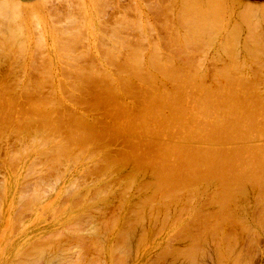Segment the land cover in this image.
<instances>
[{"label":"bare ground","instance_id":"1","mask_svg":"<svg viewBox=\"0 0 264 264\" xmlns=\"http://www.w3.org/2000/svg\"><path fill=\"white\" fill-rule=\"evenodd\" d=\"M10 1L13 2L12 0H10ZM98 1L100 2V0H98ZM102 1L107 2L108 0L107 1L102 0ZM111 1L109 0V2H111ZM196 1H197V3L199 2L198 0H196ZM196 1H194V2H196ZM205 1L206 0H204V2ZM208 1L209 0H207V3H208ZM218 1L217 0H210L209 1L210 3H208V5H207V3H205L206 7H207L206 10H203L201 8V11L199 12V14L196 15L199 17V20L200 19L205 20L206 18L208 20L209 16H213L214 14H216V12H219L220 10H222L221 8H223V5L221 4V2H218ZM2 2H0V35L2 34L0 37V140L2 138L6 137L8 133H11L15 137L16 141L25 145L26 148L29 149L32 146H34L32 150L37 151L39 153V156L38 157L36 156V160L34 158L35 161H33V162L37 163L38 165L40 163V164H42V166L45 164L44 166L46 168L45 167L43 168V171L44 170L47 171L45 173H48L50 171V169L54 170L56 167L58 168V166H60V165H63V167H64V164L67 165L70 163L73 165L74 162L76 163L79 160H83V161L89 163L88 166L91 164L90 165L91 168L87 166L89 168V169L87 168V170H89V172L92 175H94V176L96 175V178L99 180V183L96 187H94L93 190H91V194H89L90 191H88V194L92 195V197L89 196V198L86 195L89 200L87 198L81 197V200H84V199L87 200V201L86 200L83 201V203L81 204L82 206H83L85 201H86L85 204L87 205L88 204L87 202H89L92 199V201H94V204L98 205L97 208L100 207V209L102 208V210H106L109 207L110 203H112L111 200L114 198H117V199H119V205H120V201L122 200L121 202H123V204H125V207H128L129 206L128 203L130 201L128 200V198L126 196L130 193V191L133 188H135V191L137 192L136 195H137L138 201H139V203L138 202L137 203L141 204V207L139 209L137 208L138 210H136L134 207H133L134 209L131 207L134 210L133 216H127L125 218H123L121 216L123 221L120 223V226L118 224L117 227H119V228L118 229L116 228L117 230L115 229L116 230L115 235H112L114 237H112L113 238L112 242H109L110 248L107 246L109 248L108 250H110L109 258L111 257V259L109 261H111L114 258V259L119 260V262H122V260H124L123 263H125V259H127L128 255H129L130 243L132 242V240L135 239V230H136L135 220H136V218L141 219L140 216L143 214L145 208L149 212L152 210L151 212L155 213L156 215L158 212H160L161 214L163 213L164 214L163 220H164L167 215L171 214V213L167 214L168 213L167 211H169V209L172 207L174 208L175 206H173V205L181 204L182 206L181 205L180 206L182 208L181 207L180 208L185 209L184 211L186 213L184 212V214H187L189 216H187L188 218L185 220V222H183V225L181 224L180 228L176 229L173 233L175 235L183 234L182 236H186V237L190 236V238H191V241L189 242V246L185 250H183V252L179 253L182 256V258L184 259V264H205L203 262V260L205 258L211 259V255L209 253L210 252L209 248H206L204 250L202 247L205 240H207L206 239L207 236L209 237V241L212 242V244H213L212 250H213V255L215 258V261H214L215 264H240L241 262L243 264V261L247 260V258L250 257L247 255H248V252H250L249 248H251L250 247L251 244L255 245L254 243L256 242V238L258 239V237H259V236L257 237V234L259 232L255 233V231L264 225V224L262 225L263 220H264V212H263V209H264L263 208V203H264V87L260 85L261 83H264V82H261L264 79V77L262 76V73L260 71L261 68L264 66L263 65L264 63L262 62L263 63L262 67L259 70H257L259 67L258 68L256 67L257 68L256 70L253 69V71L247 72L244 69H239L237 67L236 68H230V66L228 64H230L231 62L229 61L230 63L227 64L229 68L223 67L224 69L218 68L217 70L214 71V73H211L212 71L209 72V73L213 74L214 77L212 78L211 84H207V82H205V78L207 77L205 74H207L208 72L206 73V70L205 71L202 70V71H204V73H205L204 74L203 72H201V70H199L200 72L198 70H196V68L201 69L200 66L202 64L200 59L197 58V56L195 59V60H197L196 64H198V66L199 65L200 66L195 67V70H188L189 67H187L188 69H182V68H179L180 65L178 68H176L177 65L175 66L174 65L175 62L172 60L174 58V56L169 55L170 51L172 49L171 45L177 44V46H179L178 44H182L184 40L181 38H183V36L186 35L185 33L190 29L189 28L188 30L187 29L184 30L185 33H181L182 35L184 34L183 36L181 35V38H179L182 40V43H181V41H179V43L175 42L176 44L175 43L170 44L173 41V38H174L173 36H177V34L173 35L174 31H173V33L170 32L171 33L170 38L172 40H170L169 44L166 45L167 47L169 46L171 48V49L168 48L170 51H168V49H167V51H168L167 56L169 55V57H170V59H168L169 61L166 59L167 57L164 56L167 52L166 50H165V53L164 52H162V53L158 52V54L159 55L161 54V56L164 54L163 56L165 58L164 57L163 58L166 59L167 61L165 62V60L163 58H162L163 60L162 59L160 60L161 56H158V54H157L158 50H156V49H158V46L156 48V46H155L156 44L155 45L153 44L154 43V40H153L152 45H154V46H152V45H150V46L153 49L155 47V49L153 51V49L150 47L151 48L150 50L152 51V53L147 54L148 55V57L146 59V62H147L146 65L147 66L144 67L145 64L143 65L144 62L142 61L143 59H141L142 53L140 51H138L140 53H138L136 51V49L139 47L138 43L140 42V39L138 41L136 40L137 43L135 42V46H138V47H135L133 45L134 43L130 45V41L132 39H129V40L125 39L126 41L127 40L129 41V42L128 41L127 42L129 44L130 48H128L129 46L126 47L127 42L125 40L123 41L122 38H125V37L128 38L129 34L127 35V33L130 30V27L132 25L129 23V22H131L129 18L127 20V18L126 19L121 18V16L119 15L120 16L119 19L120 18L121 19L120 20L117 19L119 22H116V20H114L116 24L113 23V25L115 24V27L117 28V26H119L118 24L122 23L121 25H125V27H123L125 30L127 27H129V29L127 28V30H128V31H126L127 33H123V36H124V34L127 36L120 38L123 42L121 40L119 41V38L117 37L119 43H117L118 45L117 44L116 45L121 47V49H120L121 53L123 52L122 51L123 49L125 52L126 48H127V50H130V51H131V49L133 51V48H135V51H133L134 54L132 51H131L132 53L130 52L131 54L128 51L127 54H129V55H126V54L122 55V56H125V58H126L124 62L121 61L120 64H117L114 67H112L111 64H110V66L107 65L108 68H105V66H106L105 64H107L108 63L107 62V63H104V65H101L103 67H100V68H97V66H100L97 64V66L95 65L96 68H93V67L91 68V66H90V68L85 67L86 68L85 69L84 66H82L81 61H79V63H81V65H79L78 60H80V59H74V58L70 57L71 61L72 60L73 61L71 63H69L70 62L69 61L68 64H66L67 62L65 61V64L66 65L70 64L71 66H69V67H71V68H67V69L65 68L64 69V71L62 73L63 74L62 76H64V80H62L59 83V87L61 89H63L65 92V102H64V99L58 100V97H54V96H52V94H46V92H45L46 90L44 91V89H45L44 87L48 86L51 83V80L49 83L48 75L42 74V73H44L43 68L42 67L39 68V65L38 66L36 65L37 67L34 66L33 65L34 62L31 63L32 65L30 67H28V69H30L29 70L30 73L26 74L28 76V78H25L26 75L24 73V75H25L24 76L25 79L23 78L24 81H19L16 79V78L22 79L20 77H22L24 69H22V71L20 70L21 71L20 76H19L20 71L17 69L19 71V72H17L19 77L17 76V74L15 72L13 74H8V73H12L13 69L16 68V67H13L14 63H12V57H13L12 50L14 49V47H16L18 45L21 48L22 45L19 44L21 41L17 40L16 37L20 38L21 35L23 34L24 30H23V27L22 28L19 27L18 23L15 22V21H18L15 19L16 18L18 19L20 17L19 15H20L21 10H22V9L20 10V7H19L20 5L15 3L16 5H18V7L13 6L15 4H11L12 8H7L5 6L7 4L2 3ZM77 2H74L73 5H75ZM99 2H98V4H99ZM147 2H150V1H147ZM200 2H202V0ZM151 3L153 4L154 2L152 1ZM156 3H157V5H160L158 2H156ZM156 3H155V6H156ZM81 4H82V2H81ZM143 4H145V3H143ZM179 4L183 5V3H180V2H179ZM163 5H165V4H162L161 8H163ZM78 6H79V3H78ZM100 6H101V3H100ZM103 6L107 7V5H103ZM110 6H111V4H110ZM118 6H120V5H118ZM145 6H147V4ZM151 6H153V5H151ZM165 6H167V5H165ZM196 6H198V5H196ZM13 7H15V8L13 9ZM104 7H103V9H104ZM106 7H105V9H106ZM150 7H149V9H152V10H153V8H155L154 6H153V8H150ZM241 7L244 9L240 8L241 9L240 11L238 9L237 11H239V13L236 11L237 15L239 16L240 21L245 22L246 20H248L249 17L250 18L255 17L259 14H260V16H264V10L261 7H260L261 9H260L259 14H257V13L253 14L252 13L254 11L253 7H252L253 11H250L249 7H248L249 9L246 6L241 5ZM16 8H17V10H16ZM18 9L20 10V13L17 12ZM99 9L101 10V8H99ZM103 9H102V11H103ZM111 9H112V7H111ZM53 10L55 11V8H53ZM53 10L49 9V11H52V12H53ZM166 10H164V11H166ZM255 10H257V9L255 8ZM68 11L67 10L65 12L63 11L62 14H64V13L68 14L69 13ZM78 11L79 10H77V12ZM102 11H100V12H102ZM164 11L162 10V12H164ZM261 11H263V12H261ZM79 12H78V14H79ZM167 12L169 13V11H167ZM15 13H17V15ZM71 13L72 12H70L69 14H71ZM176 13L179 14L178 11ZM152 14H153V12H152ZM156 14H158V13H156ZM58 15H59V13H58ZM72 15H74V14L72 13L70 16H72ZM100 15H102V14H100ZM162 15L167 16L166 13H165V15L164 14H162ZM162 15H159L160 18H158V21H159V19L161 21ZM176 15L173 16V14H172L171 16L175 17ZM216 15H218V14H216ZM15 16H16V18H15ZM59 16H61V14ZM65 16L66 15H64L63 17H65ZM70 16H66V17H70ZM74 16L75 17H73V18H75L77 20L76 17L78 15L77 16L74 15ZM122 16L125 17V15H122ZM150 16L153 17V15H150ZM169 16H170V13H169ZM181 16L186 17L185 15H181ZM52 17L54 18L55 16L53 15ZM66 17H65V19H66L65 21H67V19H71V18H66ZM81 17L79 16L80 19H81ZM139 17H140V14H139ZM155 17L156 16H154V18ZM177 17H179V15H177ZM190 17H192V15ZM194 17H195V13H194ZM30 18H31V16H30ZM170 18L174 22V18H172V17H170ZM179 18L181 20L178 19L176 22H178V23H181V21L183 22L184 18L183 19L181 17H179ZM187 18H185V19H187ZM32 19H33V17H32ZM75 19H72V20H74L77 23V21ZM80 19H78V20H80ZM123 19L125 20V22L123 21ZM136 19H140V18L136 17ZM165 19H167V18H165ZM258 19H260V18H258ZM56 20L57 19L55 18V22H56ZM81 20H84V18ZM146 20H148V19H146ZM154 20H156V19H154ZM207 20L204 21L202 23V25H204V23H206ZM249 20L251 21L252 18ZM63 21H64V19H63ZM134 21H136V20H134ZM185 21L186 20H184V22ZM191 21H192V18H191ZM210 21H211V18H210ZM35 22H37L36 18L34 20V23ZM57 22H59V21H57ZM136 22L134 25H136ZM154 22L156 23V21H153V23ZM215 22L213 21L210 24L211 26L210 25L207 26L208 29L211 27L210 31H212V34L209 30L206 29V31H208L209 34H211V35H213V33H214L212 30L213 28H218L221 26V25H219L217 27L218 24H216ZM70 23H72V24H68L69 31L67 29H65V30H67V32L64 30L65 32H61L62 33L61 35L65 34V33L67 34V36H66V34H65V36L67 37L68 41H71L72 46L68 43V41L67 42L65 41L67 43L65 45H66V48L68 45V47L72 49L73 45H76V44H72V43H74L72 41H75L74 40L75 36H78V35H76V32L73 33V30L75 31L78 28L80 30L81 29L80 27H82V26H81V24L78 23L79 27L77 29H74L75 27H72V26L75 25V23H73V21ZM125 23L126 24L128 23V25L130 24L131 26H128V25L126 26ZM131 23L133 24L134 22H131ZM146 23H147V21L145 22V24ZM166 23L167 22H162L161 24H166ZM185 23L187 24V22H185ZM192 23H194V21H192ZM197 23L199 24L198 20H197ZM156 24L159 25V23H156ZM171 24L168 23L169 27ZM254 24L256 25V24H260V23H254ZM61 25H63V24H61ZM110 25H111V23H110ZM113 25H111V26H113ZM149 25H151V24L148 23V25H145V27L149 26ZM152 25H154V24H152ZM160 25H159V27H160ZM202 25H201V28L204 30V28H203L204 26L202 27ZM66 26L64 28H67ZM162 26L165 28L164 25H162ZM172 26L174 28V26H178V25L173 24ZM194 26L195 25H193L192 27H194ZM119 27H118V31L120 29H122V32H123L122 26H121V28H119ZM132 27L135 28L137 26H132ZM132 27H131V29H132ZM171 27L169 29H171ZM113 28L114 27H111V29H113ZM116 28H114V29H116ZM180 28H182V26H180ZM221 28H222V26L218 29L219 32H220ZM254 28L252 30L254 32H256L255 31L256 29L254 30ZM32 29H35V28H32ZM54 29H55V27H54ZM139 29H140V27H139ZM169 29L167 30V32L169 31ZM15 30L18 32V34H15ZM107 30H110V29H107ZM164 30L166 31V28ZM164 30H162V31H164ZM171 30H173V29H171ZM175 30H179V28L175 29ZM262 30H264V28ZM57 31H59V30H57ZM110 31H112V30H110ZM118 31H116V32L112 31V33L114 32L115 34H117L116 36L121 37L122 32L119 31L120 32V35H119V33H117ZM196 31L191 30L192 33H189L190 34L189 36H188V34H187V36H185L187 38L189 37L188 38L189 42H190V40H192V41L195 39L197 40L199 34L202 33V31L200 32V30H199L200 33H198V31L197 32ZM214 31L218 32L216 30H214ZM79 32H81V31H79ZM82 32H84V31H82ZM208 32H205L204 34H206ZM36 33H38V32H36ZM108 33L112 35L111 32H108ZM157 33H158V31H157ZM209 34H206V36L208 37ZM61 35H59V37H60L59 41L63 40V39L61 40ZM82 35L84 36V33H82ZM136 35L137 34H135V36ZM178 35H180V32ZM245 35H246V33H245ZM160 36L162 37V35H160ZM169 36H170V34L168 33L167 37L166 36L165 37L167 39H169ZM165 37H164V39H166ZM178 37H180V36H178ZM185 37H184V39L186 41L184 43L187 42V39ZM201 37H202V34H201ZM207 37L205 38V40L210 38V37H213V36H210L208 38ZM216 37L217 36H215V38ZM242 37H243V35H242ZM251 37H253V36H251ZM34 38H35V43H36V37H34ZM39 38L40 37H38L37 39H39ZM62 38H63V36H62ZM224 38H226V37L224 36ZM224 38L222 37V39H224ZM23 39H25V38L23 37ZM23 39H22V41H23ZM76 39H77V37H76ZM114 39H115V37H114ZM135 39H136V37H135ZM142 39L144 40L145 37L144 38L142 37ZM164 39L162 37L159 40L163 41ZM177 39L178 38L174 39V41L175 40L177 41ZM201 39L202 38H200L198 40H201ZM227 39H228V37H227ZM205 40H204V36H203V39H202L203 43L200 41L199 43L197 42V45L202 43L201 46H204L205 44L207 46H210L211 45L210 43H212V40L211 39H209L210 41L208 40V42H210L209 44L206 43L207 40H206V42H205ZM262 40H264V39L262 38ZM17 41H19V42L17 43ZM40 41H43V40H40ZM77 41L78 40H76V42ZM162 41H159V42L161 43ZM233 41H235V40H233ZM244 41H245V39H244ZM250 41H248V42H250ZM260 41L261 40H259V42ZM24 42H26V41H24ZM116 42H117V40H116ZM116 42L114 40V43H116ZM120 42H122V43H120ZM165 42L166 41H163L162 43L164 44ZM189 42L186 45L185 44L180 45L181 48L183 47V45L186 47L190 46L191 44L189 45ZM226 42H228V41H226ZM241 42H242V39H241ZM15 43H16V46H15ZM38 43H39V41H38ZM160 43H158V44H160ZM244 43H247V42H244ZM59 44H60V49H61L62 45H64V44H63V42H59ZM99 44H100V42H99ZM124 44H125L126 48H122V46H124ZM226 44H228V43H226ZM256 44L257 43H255L254 45H256ZM223 45L224 44H222V47H223ZM257 45H259V44H257ZM19 46H18L17 50H20ZM42 46L43 45H41V47ZM56 46H58V45L56 44ZM23 47H26V46H23ZM83 47H85V46H83ZM103 47H105V45ZM115 47L116 46L113 45L114 50L117 49L116 53L113 50H111L113 48L109 49L111 52H109V51L104 52L106 59L109 62H114L116 59V56H119L121 54L119 49H118L119 47H116V48ZM220 47H221V45H220ZM226 47H229V46L227 45ZM226 47H223V49ZM243 47H244V45H243ZM258 47L260 49V45L257 46V48ZM42 48L44 49V46ZM42 48H39V52H37V53H40V56H42L41 55L42 53L40 52V49H41V51L43 50ZM73 48H74V50L72 49V51H70L71 53L76 51V49H75L76 47H73ZM140 48H138V49L142 50ZM176 48H179V47H176ZM176 48L172 49V51L174 49L175 50L173 52L171 51V54L174 52L177 53L179 51V49L176 50ZM206 48L207 47H205V49ZM246 48H247V46H246ZM249 48H250V46H249ZM24 49L25 48H23V50ZM63 49H65V48H63ZM86 49H87V46L84 50H86ZM106 49H107V47H106ZM196 49H197V46H196ZM200 49H202V48H200ZM229 49H231V47H229ZM235 49H236V47H235ZM235 49H232V51L234 50V52H237L239 50V49L238 50L236 49L237 51H235ZM14 50H16V49H14ZM182 50H183V48H182ZM182 50H180L181 52L180 51L179 52L181 54L182 53L184 54L185 51L184 50L182 51ZM185 50H189V49L185 48ZM202 50L204 51V49H202ZM202 50H201V52H203ZM34 51H36V50L34 49ZM64 51H67V49H65ZM190 51H191V48L189 50V53H190ZM251 51H252V49H251ZM260 51H261V49H260ZM18 52L19 51H17V53ZM150 52H148V53H150ZM201 52L198 50L199 54ZM206 52H208V51L205 50V53ZM20 53H21V50H20ZM37 53H35V54H37ZM75 53H77V52H75ZM80 53L87 54V53H83V50L79 51V54ZM176 53L174 54L175 56L177 55ZM189 53L187 55H190ZM194 53H195V51H194ZM226 53H228V52H226ZM237 53H239V52H237ZM261 53H262V51H261ZM62 54H61V56H62ZM79 54L77 53L74 55L76 56ZM82 54L79 57H83V56L86 57L88 55V54L87 55H82ZM139 54H141V55H139ZM179 54L177 55V56H179V58L183 59L185 57V56L182 57L183 54L180 57ZM201 54H203V53H201ZM67 55H69V50L67 52ZM192 55H194V54L192 53L190 58L192 59V57H193V59H194L195 55L194 56H192ZM200 56H202V55H199V57ZM224 56H226V54H224ZM232 56H235V55L232 54ZM255 56H258V55H255ZM32 57H34V55H32ZM62 57H65L64 54ZM87 57L85 59H87ZM114 57H115V59H114ZM202 57H204V56H202ZM220 57H221V55H220ZM250 57H251V60L248 58H246V59L250 60L252 63L253 62V56H250ZM101 58L103 60L104 56ZM143 58L145 59V57H143ZM176 58H178V57H176ZM259 58H262V57H259ZM14 59L15 58H13V61H16V59L15 60ZM178 59H177L178 62L185 60V59H183V60H180V59L178 60ZM191 59H190V61H191ZM193 59H192V61H193ZM235 59H240V58L237 57ZM244 59H245V56H244ZM38 60H40V62H41L40 57ZM118 60H117V62H118ZM174 60H176V59H174ZM198 60H199V62H198ZM223 60L224 59H222V61ZM31 61H32V59H31ZM42 61H43V59H42ZM60 61H61V63H63L62 62L63 60H60ZM103 61L105 62V59ZM188 61H189V58H188ZM210 61H212V60H210ZM219 61H220V58H219ZM231 61H232V59H231ZM185 62H187V61H184V63ZM214 62L218 63V59H217V61H216V59H214ZM236 62H237V60H236ZM238 62L237 63L240 65L241 62L240 61H238ZM245 62H246V60H245ZM89 63H91V62H89ZM188 63H190V62H188ZM233 63H231L232 65L231 64L230 65L232 67H235V66H233ZM237 63H235V64H237ZM18 64H20V63H18ZM38 64H39V62H38ZM176 64H177V62H176ZM182 64H181V66H182ZM190 64H193V63H190ZM203 64H202V66L205 65V64L204 65ZM224 64H226V63H224ZM248 64H249V62H248ZM248 64H246V65L248 66ZM259 64H261V63H259ZM14 65H16V64H14ZM77 65H79V66H77ZM87 65H88V63H87ZM184 65H186V64H184ZM194 65H195V63H194ZM251 65H253V64H251ZM251 65H249V66H251ZM256 65H258V64L256 63ZM10 66L13 69H11ZM189 66H191V65H189ZM217 66H219V65H217ZM236 66H238V65H236ZM242 66L244 67V63L242 64ZM247 66H246V68H247ZM60 67L62 68L61 65H60ZM60 67H59V70H60ZM88 67H89V65H88ZM206 67L207 66L205 65V68ZM220 67H222V65ZM190 68H192V67H190ZM251 68H252V66H251ZM248 70H250V69H248ZM59 72H61V70ZM49 73H50V71H49ZM250 73H252V74L250 75ZM209 81H208V83H209ZM52 88H51V90H53ZM49 89L50 88H48V90ZM48 104L50 105V107ZM184 104H186L187 108H189V110H190L189 111L187 109L189 111L188 113L184 112V110H185L184 107H186ZM106 117H110V119H112V122H109L106 119ZM9 129H11L12 131H9ZM13 158H14V156H12L11 159L9 158V160L12 161ZM31 162H32V160H31ZM31 162H30V165H31ZM15 163H17V162H15ZM15 163H14V165H15ZM14 165H13V168H14ZM9 166H10V164H9ZM42 166H39V167H41V169H42ZM47 166H49L50 168H48ZM63 167H62V169H64ZM70 167H71V165H70ZM10 169H12V168H10ZM89 172L87 174H90ZM1 173L2 172H0V176L2 175ZM82 174H84V173H82ZM42 175H43V173L40 172V174H38V177L42 178ZM51 176H53V175H51ZM82 176H83L82 178L81 177H78V178L79 179L81 178V180L83 179V181H84V179L86 180V176H84V175H82ZM92 178L90 177L89 180H91ZM79 179L76 182L77 184H78ZM94 180H95V178H94ZM98 180H95L93 182V184H95V182ZM75 181H76V179H75ZM87 181H88V179H87ZM91 181H93V180H91ZM43 182L45 183V181H43ZM72 182H74V181H71V183ZM43 184H41V186ZM45 184L47 185L48 183H45ZM84 184H85V182H84ZM39 185H40V183H39ZM78 185L79 186L81 185L80 181H79ZM36 186H37V183H36ZM69 186H71V185L69 184ZM88 186H86V187H88ZM90 187L91 186H89V188ZM52 188L53 187H51L50 190H52ZM0 190H1V188H0ZM44 191H45V189H44ZM86 191H85V194H86ZM133 191H134V189H133ZM0 192H2V190ZM82 193H84V190ZM248 193L252 194V198L250 200H247ZM73 194L77 195V193H75V192ZM44 195L45 194L43 193L42 196L44 197ZM31 196H32V194L28 195L26 197V198H31L28 200V203H30V201H32V199L35 198L34 196H32L33 198ZM65 196H67V194ZM83 196H85V195L83 194ZM37 197L40 198L38 196V194H37ZM79 197H80V195L77 196V198H79ZM23 198H25V197H23ZM38 198H37V200H38ZM63 199H64V197H63ZM126 199L129 202H127ZM26 200L27 199H25L23 201H25V203H26ZM81 200L76 201V202H80ZM19 201H20V199H19ZM248 201H249V203L252 202V205L250 207H248L246 204ZM34 202H35V200H34ZM15 203L17 204L19 202L16 201ZM28 203H26V204H28ZM89 203H91V202H89ZM243 203L246 204V206L243 207L242 206ZM24 204H23V206H24ZM115 204H116V202H115ZM123 204L121 203V205H123ZM31 205H32V203H30V207H29V204H28V207L33 208V207H31ZM75 205H77V204H75ZM75 205H74V207H75ZM92 205H93V203H92ZM23 206L22 207L20 206V208H24ZM210 206H212V207L209 209ZM90 207L93 208V206H91V205H90ZM92 208H91V210L93 211L96 208V206L94 209H92ZM149 208H151V210ZM176 209H177V207H176ZM178 209H179V206H178ZM37 210H38V208H37ZM89 210H90V208H89ZM97 210H94V211L98 212ZM116 210H118V212H119V209H116ZM116 210L113 209V212ZM17 211H19V213H21L23 211V209L20 212V210L18 208ZM17 211H14V214H16L15 212H17ZM81 211H84V208ZM44 212H46V211H44ZM86 212H83V213L88 214L89 211H86ZM122 212H121V214H122ZM177 212L178 211H176V213ZM179 212H180V209H179ZM179 212L177 213L178 215H180ZM181 212H183V211H181ZM100 213H102V212H100ZM111 213H112V210H111ZM111 213H110V215L111 216L115 215V219H116L117 212L116 213L114 212L115 214L114 213L111 214ZM125 213H126V211H125ZM165 213H166V215H165ZM155 214H154V218L156 216ZM24 215H26V214H24ZM72 215H74V214H72ZM90 215L92 216V215H94V213H91ZM18 216L21 217V214ZM85 216L87 218V216H89V215H85ZM102 216H103V214H102ZM111 216H110V218H108L109 216L107 218L112 219ZM118 216H120V215H117V221H118ZM22 217H21V219H22ZM82 217H84V216H82ZM151 217H153V215ZM173 217H175V216H173ZM91 218H93V217H91ZM142 218H144V217H142ZM160 218L162 219L161 216H160ZM167 218H170V217H167ZM100 219H101V217H100ZM102 219H104V218H102ZM108 219H104V220L108 221ZM113 219H114V217H113ZM175 219L177 222L178 218L175 217ZM182 219L183 218H181L180 220H182ZM87 220H89V221H84L83 219L81 221L82 222L84 221L86 223L90 222V225H91L90 217ZM152 220H154V219H152ZM152 220H151V222H153ZM171 220H172V218H171ZM171 220L169 222H171ZM173 220H174V218H173ZM95 221H96V219H95ZM115 221H114V223L117 224V221L116 222ZM159 221H160V219H159ZM97 222H99V221L97 220ZM101 222H103V220ZM101 222H99V223H101ZM110 222L112 223V220L109 221V223ZM142 222H143V220H142ZM163 222H165V221H163ZM163 222H162V226L164 228V225L166 223L163 225ZM99 223H98V225H99ZM105 223H107V222H105ZM148 223H149V220H148ZM174 223H173V225H174ZM79 224L80 223H78L77 226ZM101 224H103V223H101ZM171 224L167 223L168 226L169 225L171 226ZM74 225H76V223ZM81 225H83V223ZM106 225L107 224H104L105 227H106ZM112 225H114V224L112 223ZM112 225H107L106 230L108 231V228H110V227H111L110 229L112 230V227H113ZM167 225H166V227H167ZM17 226H18V224H17ZM77 226H74V227H77ZM104 226H102V227L104 228ZM176 226H179V225H176ZM193 226H194V228H193ZM66 227L67 228H65L64 230L68 229V226H66ZM89 227L90 226H88V230L90 229ZM114 227H116V226L114 225ZM79 228L81 230L82 227H79ZM156 228H157V226H156ZM168 228L169 227H167V229ZM173 228L170 230L173 231ZM69 229H71V228L69 227ZM75 230H72L73 234H75L74 233V232H76ZM85 230H87V227ZM78 231H79V229H78ZM153 231H154V229H153ZM160 231H162V228ZM83 232H84V230H83ZM164 232H166V231H164ZM93 233L97 234V232H94V231H93ZM152 233L153 232H151V234ZM168 233H172V232H168ZM206 233H208V234H206ZM262 233H264V232L262 231ZM78 234H80V235H77V236L73 235L75 238L74 241H76V239H78L77 242H80V243L84 242V243H86V245H87V242L93 241V239H94L93 238L91 240V238H90L91 236L87 235L85 232L82 233L83 234L82 235L81 232L79 231ZM60 235H62L61 232H60ZM182 236H180V237H182ZM70 237L72 238L71 235H70ZM105 237H108V236L105 235ZM140 237H141L140 241H142L143 238H142V236H140ZM66 238H69V237H66ZM71 238H70V240H71ZM46 239L43 240V237L40 239L41 245H42L40 247H43L42 252H44V247L46 248V246H44L42 244V241H43V243L44 242L47 243L48 241L51 240V238L48 239V241H46ZM167 239L165 238V240H167ZM52 240H53V238H52ZM145 240L146 239H144L143 241H145ZM176 240H177V238H176ZM39 241H38V243H40ZM96 241H98V240L96 239ZM35 242H33V243H35ZM53 242H56V241L53 240ZM60 242H62V240ZM98 242L100 243V241H98ZM98 242H96V243H98ZM137 242H138V238H137ZM166 242L167 241H165L164 243L166 244ZM186 242H188V241H186ZM68 243H70V241ZM84 243L81 244L82 246L79 244H77V246L76 245L75 246L76 247L81 246V248H82ZM93 243H95V241ZM58 244H60V243H58ZM249 244H250V246H249ZM256 244H257V242H256ZM48 245H49L48 248H50L49 243H48ZM86 245L84 247H86ZM96 245L97 244H95L94 246L96 247ZM102 245L103 244H101V246ZM73 246H74V244H73ZM94 246L90 245V247L95 248ZM103 246H104V249H106L105 248L106 244ZM36 247H38V246H35L34 249ZM64 247L67 250L66 245ZM99 247H100V245H99ZM99 247H97V248H99ZM184 247H186V245ZM48 248L45 250H48ZM32 249H33L32 246H30L31 252H32ZM104 249L99 248V251L103 250L102 252H104L105 251ZM175 249L176 248H174L172 246L165 247L163 250H161L159 252V254L157 255V259L160 260L163 264L174 263V260H172L170 262H164V261H167V256L171 253H174ZM179 249H181V248H179ZM59 250H61V249H59ZM86 250H90V249H88V246L85 249L83 248V250H82L83 254H81L82 252L80 254L83 255L82 257H84V256L88 257L86 260L89 262V260H90L89 256H92V255H90V253H92V252L90 250L89 254H87ZM96 250H98V249H96ZM38 251H39V247H38ZM38 251H36V252H38ZM48 251H50V250H48ZM48 251H46V253H47L46 255L49 254ZM85 251H86V254H85ZM94 251L95 250H93V252ZM99 251H95V252L99 253ZM23 252H24V250H23ZM25 252H27V251H25ZM251 252H253V251H251ZM24 253L21 254L22 257H23ZM40 253H41V251H40ZM63 253L61 255L62 257H64ZM34 254L37 255L36 253H34ZM59 254H61V253H59ZM40 255H42V253ZM40 255H37L36 257L40 258L41 257ZM64 255H65V253H64ZM87 255H89V256H87ZM97 256H99L98 257V259H99L100 255H97ZM54 257H55V255H54ZM54 257L52 259L51 258L50 259L53 261ZM102 257H103V255H102ZM28 258H29L28 260H30V256ZM58 258L56 256V258H55V259H57L56 261H59ZM174 258H177V257H173V259ZM42 259H43V257H42ZM59 259H61V258H59ZM64 259L61 261L63 264L65 263ZM21 260L22 259H20V260L18 259V261H20V262H17V263H22ZM82 260H85V258H82ZM25 261H27V260H25ZM109 261L107 263L111 264ZM30 262H32V261L30 260ZM38 262L39 263L41 262L40 259ZM61 262H59V264ZM71 262L73 264V260H71ZM71 262L68 261L65 264L71 263ZM80 262H82V261H80ZM94 262H96V261H93L90 264H92V263L97 264ZM0 263H2V262H0ZM54 263L58 264V262H54ZM14 264H16V263H14ZM244 264H245V261H244Z\"/></svg>","mask_w":264,"mask_h":264},{"label":"rangeland","instance_id":"2","mask_svg":"<svg viewBox=\"0 0 264 264\" xmlns=\"http://www.w3.org/2000/svg\"><path fill=\"white\" fill-rule=\"evenodd\" d=\"M3 1V2H2ZM13 2H11L10 0H0V2H2V3H6L7 5H5L7 8H12V6H11V4H19L20 6V10H21V13H20V10L18 9V11L17 12H19L20 13V17L17 19L16 18V16H15V20H18V21H15V22H17L18 23V25H19V27H23V34L21 35V37L19 38V37H16L17 38V40H19V41H21L19 44L20 45H22L21 46V48H20V46H19V48H20V50H21V53H20V50H17L18 49V46H16V43H15V46L16 47H14V49H16L17 51H19L18 53H17V51L16 50H12V54H13V57H12V63H14V64H16V65H14L13 64V67H16V68H12L11 66H10V68L11 69H13V72L12 73H8V74H13L14 72L17 74V72H19L20 70L22 71V69H24V72H23V75H22V77H20V78H24V76L26 75V74H29L30 73V69H28V67H30L32 64L31 63H33V65L34 66H38L39 65V68H43V71H44V73H42V74H46V75H48V79H49V83H50V80H51V83L48 85V86H45L44 88V91L46 92V94H52V96H54V97H58V100L59 99H61V100H63L64 99V102H65V92H64V90L63 89H61L60 87H59V83L62 81V80H64V76H62L63 74V71H64V69L66 68H71V67H69V66H71L70 64L69 65H66V64H68V62L69 63H71L72 61H71V59H70V57H72V58H74V59H80V60H78V63H79V61H81V63H82V66H84V68L85 67H87V68H90V66H91V68L93 67V68H96V66H97V64L98 65H100V66H97V68H100V67H103V66H101V65H104V63H107V64H105L106 66H105V68H108V66H110V64H111V66L112 67H114V66H116L117 64H120L121 63V61H125V56H122V55H129V54H127L128 53V51H129V53L132 51V49H131V51L130 50H127V48L126 47H128L129 46V44H128V40L129 39H132L131 41H130V45L131 44H133L134 46H135V42L137 43V41L140 39V42L138 43V46H135V47H138V48H140L141 46L143 47H141L140 49H142V50H139L138 48L136 49V51L138 52V51H140L141 53H142V57H141V59H143L142 61L144 62L143 63V65L145 64V66L144 67H146L147 65V62H146V59H147V57H148V55L147 54H151L152 53V51L150 50L152 47L150 46V45H152V43H153V40H154V45L156 46V48H157V46H158V49H156V50H158L157 51V54H158V52L159 53H162V52H164L165 53V50L167 51V49L168 48H170L169 46L167 47L166 45L167 44H169V41L170 40H172L170 37H171V33H173V31H174V33H173V35H175V34H177V36H173L172 38H173V41H174V39H176V38H181V33H185L184 32V30H188L189 28V30L185 33L186 35H182L183 36V38H181V39H183L184 41H183V43H182V40L181 39H177V41L175 40L174 42L172 41L170 44H173V43H179V41H181V43L182 44H188V42H189V37L187 38V37H185V36H187V34H188V36L190 35L189 33H192L191 32V30L193 31H198V33H200L201 31H202V37H201V34H199V36H198V38H197V40L195 41V40H190V42H189V45L190 46H184L183 45V50L185 51L184 52V54H183V56H182V54L180 53L181 51L180 50H182V48H181V46L180 45H182V44H178L179 46H177V44L176 45H171V47H172V49L173 48H176V47H179V48H176V50L177 49H179V51L176 53V52H174V53H172L171 54V51H172V49H171V51L168 49V51H170V54L169 55H172V56H174V58L172 59L174 62H175V66H176V68H178L179 67V65H180V67L179 68H182V69H188L187 67H189V69L188 70H195V67H199L198 66V64H196L197 63V60H195L196 59V56H197V58H199L200 59V61H201V63L203 64H205L207 67V69L205 68V65L204 66H202V64H201V66H200V68L201 69H198V68H196V70H201V72H203L204 73V71L206 70V73L207 74H205L207 77L205 78V82H207V84H211V82H212V78L214 77L213 76V74H211V73H214V71L215 70H217L218 68L219 69H224V68H226V67H228V65L230 66V68H239V69H244L245 71H247V72H250V71H253V69L254 70H256L258 67V69L257 70H259L261 67H262V64L264 63V40H262V38L264 39V30H262L263 28H264V16H260V9L261 8H263V10H264V0H217L218 2H221V4L223 5V8H221L222 10H220L219 12H216V14H218V15H216V14H214L213 16H209L208 18V20H207V18L205 19V20H202V19H200L199 20V17L198 16H196V15H198L199 14V12L201 11V8L203 9V10H206V4L205 3H207V0L204 2V0H202V2H200L201 0H198L199 2L197 3V1L196 0H194V1H196V2H194L193 0H110L111 2H109V0L107 1V0H104V1H107V2H103L102 0H100V2L98 1V0H12ZM78 1V2H77ZM147 1H150V2H147ZM154 2L153 4L151 3V2ZM158 2L160 5H157V3L156 2ZM193 1V2H192ZM210 1V0H209ZM208 1V3H210ZM227 1V2H226ZM69 2V3H68ZM74 2H77L75 5H73V3ZM81 2H82V4H81ZM98 2H99V4H98ZM104 4H103V3ZM109 2V3H108ZM179 2L180 3H183V5L182 4H179ZM189 2V3H188ZM71 3V4H70ZM78 3H79V6H78ZM100 3H101V6H100ZM106 3V4H105ZM143 3H145V4H143ZM149 3V4H148ZM155 3H156V6H155ZM165 4V5H167V6H165V5H163V8H161V5L162 4ZM208 3H207V5H208ZM13 5V6H17L18 7V5ZM110 4H111V6H110ZM147 4V6H145ZM153 5L155 8H153V6H151V5ZM173 6H172V5ZM200 4V5H199ZM65 5V6H64ZM103 5H107V7H106V9H105V7L103 6ZM118 5H120V6H118ZM123 5V6H122ZM135 5V6H134ZM194 5V6H193ZM196 5H198V6H196ZM227 5V6H226ZM241 5L242 6H246L250 11H253V8H254V11L252 12L253 14L254 13H257V14H259V15H257V16H255V17H251L252 18V20L250 21L249 19H251L250 17L248 18V20H246L245 22H243V21H240V19H239V16L237 15V12L239 13V11L241 10V9H244V8H242L241 7ZM99 6V7H98ZM104 7V9H103V7ZM151 6V7H150ZM166 8H165V7ZM226 6V7H225ZM15 7H13V9L15 8ZM111 7H112V9H111ZM115 7V8H114ZM123 7V8H122ZM149 7L150 8H153V10L152 9H149ZM158 7V8H157ZM160 7V8H159ZM170 7V8H169ZM181 7V8H180ZM192 7V8H191ZM197 7V8H196ZM253 7V8H252ZM261 7V8H260ZM53 8H55V11L53 10ZM99 8H101V10L99 9ZM173 8V9H172ZM199 8V9H198ZM237 8V9H236ZM241 8V9H240ZM255 8L257 9V10H255ZM12 9V10H13ZM33 9V10H32ZM49 9H51V10H53V12L52 11H49ZM65 9V10H64ZM75 9V10H74ZM102 9H103V11H102ZM137 9V10H136ZM167 9V10H166ZM169 9V10H168ZM198 9V10H197ZM239 9V11H237ZM246 9V8H245ZM252 9V10H251ZM16 10H17V8H16ZM15 10V11H16ZM32 10V11H31ZM62 10V11H61ZM68 11L69 13L70 12H72L74 15H78L76 18H77V20L75 19V18H73V17H75L74 15H72V16H70L71 14H62L63 13V11L65 12V11ZM73 10V11H72ZM77 10H79L78 12H79V14H78V12H77ZM98 10V11H97ZM102 11V12H100V11ZM118 10V11H117ZM155 10V11H154ZM158 10V11H157ZM162 10L164 11V10H166V11H164V12H162ZM171 10V11H170ZM196 10V11H195ZM14 11V12H15ZM49 11V12H48ZM75 11V12H74ZM131 11V12H130ZM167 11H169V13H170V16H169V13L167 12ZM178 11V13L179 14H177L176 12ZM237 11V12H236ZM245 11V10H244ZM247 11V10H246ZM26 12V13H25ZM127 12V13H126ZM133 12V13H132ZM152 12H153V14H152ZM175 12V13H174ZM190 12V13H189ZM193 12V13H192ZM249 12V11H248ZM261 12H263V11H261ZM58 13H59V15L61 14V16H59L58 15ZM105 13V14H104ZM120 13V14H119ZM140 14V17H139V14ZM156 13H158V14H156ZM164 14L165 15V13H166V15L167 16H163L162 14ZM173 14V16L174 15H179V17H181L182 19L184 18V20H186L185 22H187V24L184 22V20H183V22L181 21V23H178V22H176L178 19H180L179 17H177V15L175 16V17H173V16H171L172 14ZM194 13H195V17H194ZM16 15H17V13H15ZM56 14V15H55ZM100 14H102V15H100ZM134 14V15H133ZM55 16L54 18L52 17V16ZM58 15V16H57ZM64 15H66V16H70V17H66V18H71V19H67V21H65L66 19H65V17H63ZM108 17H107V16ZM121 16V18H127V20H128V18L130 19V21L131 22H134L133 24L131 23V22H129L132 26H137V27H135V28H133L130 24L128 25V23L126 24V26L128 25V26H131L132 27V29H131V27H130V32L127 30V28L129 29V27H127L126 28V30L123 28V27H125V25H121L120 23L118 24L119 26L121 25L122 26V28H123V32H122V29H120L119 31L120 32H122L121 34V37H119V36H116L117 34H115L114 32H116V31H118V27L119 26H117V28L115 27V21L114 20H116V22H119L117 19H119V17ZM122 15H125V17L124 16H122ZM150 15H153V17L152 16H150ZM158 15V16H157ZM159 15H162L161 16V21L162 22H167L166 24H161L162 22L160 21V19H159V21H158V18H160V16ZM181 15H185L186 17H182ZM192 15V17H190V16ZM30 16H31V18H30ZM51 16V17H50ZM79 16L81 17V19H83L84 18V20H81L80 18H79ZM104 18H103V17ZM154 16H156L155 18H154ZM260 16V17H259ZM18 17V16H17ZM32 17H33V19H32ZM102 17V18H101ZM136 17H138V18H140V19H136ZM146 17V18H145ZM164 17V18H163ZM170 17H172V18H174V22H173V20L170 18ZM188 17V18H187ZM217 17V18H216ZM236 17V18H235ZM263 17V18H262ZM35 18H36V21L37 22H35L34 23V20H35ZM55 18L57 19L56 20V22H55ZM64 19V21H63V19ZM120 18V19H121ZM132 18V19H131ZM153 18V19H152ZM165 18H167V19H165ZM185 18H187V19H185ZM191 18H192V21H194V23H192V21H191ZM210 18H211V21H210ZM216 18V19H215ZM258 18H260V19H258ZM262 18V19H261ZM52 19V20H51ZM72 19H75L76 21H77V23L74 21V20H72ZM78 19H80V20H78ZM119 19V20H120ZM146 19H148V20H146ZM154 19H156V20H154ZM189 19V20H188ZM195 19V20H194ZM218 19V20H217ZM254 19V20H253ZM62 20V21H61ZM104 20V21H103ZM126 20V21H127ZM134 20H136V21H134ZM167 20V21H166ZM181 20V19H180ZM188 20V21H187ZM197 20H198V22H199V24L197 23ZM202 20V21H201ZM207 20V22L206 23H204V25H202V23L204 22V21H206ZM216 23V24H218L217 25V27L219 26V25H221L222 26V28L220 29V32H219V28L221 27H218V28H213L212 30H213V35H211L212 34V31H210V29H211V27L208 29V25H210L213 21ZM259 20V21H258ZM22 21V22H21ZM57 21H59V22H57ZM73 21V23H75V25H73L72 27H75L74 29H77L79 26V24H81V26L82 27H80L81 29L79 30V28L77 29V30H73V33H75L76 32V35H78V36H75V41H72V42H74V43H72V44H76V45H73V47H76L75 49H76V51H74V52H70V51H72V49L74 50V48L72 47V49L71 48H69L68 47V45H67V48H66V45L65 44H67L66 42L68 41L67 40V34H66V36H65V34H63V35H61L62 33L61 32H67V30L69 31V27H68V24H72V23H70V22H72ZM79 21V22H78ZM122 21V20H121ZM123 21L125 22V20L123 19ZM122 21V22H123ZM147 21V23L145 24V22ZM153 21H156V23H159V25H160V27H159V25L158 24H156L155 22L153 23ZM190 21V22H189ZM55 22V23H54ZM81 22V23H80ZM135 22H136V25H134L135 24ZM152 22V23H151ZM173 22V23H172ZM221 24H220V23ZM65 23V24H64ZM79 23V24H78ZM102 23V24H101ZM110 23H111V25H113V23H115L113 26H111L110 25ZM140 25H139V24ZM148 23H150L151 25H149V26H146L145 27V25H148ZM168 23H172L171 25H170V27L173 25V24H175V25H178V26H174V28L175 29H178L179 28V30H175L174 28H173V26L171 27V29H173V30H171V29H169L170 27H169V25H168ZM209 23V24H208ZM250 23V24H249ZM254 23H260V24H254ZM61 24H63V25H61ZM124 24V23H123ZM152 24H154V25H152ZM22 25V26H21ZM67 25V26H66ZM110 25V26H109ZM162 25H164L165 26V28H166V31L164 30L165 28L162 26ZM182 26V28H180V26ZM186 25V26H185ZM193 25H195L194 27H192ZM201 25H202V27L204 28V30L201 28ZM206 25V26H205ZM67 27V28H64V27ZM121 26L119 27V28H121ZM156 26V27H155ZM189 26V27H188ZM197 26V27H196ZM199 26V27H198ZM211 26V25H210ZM246 26V27H245ZM38 27V28H37ZM54 27H55V29H54ZM92 27V28H91ZM111 27H114V28H116V29H111ZM139 27H140V29H139ZM169 27V28H168ZM178 27V28H177ZM206 27V28H205ZM254 28V30L256 31V32H254L252 29ZM32 28H35V29H32ZM59 28V29H58ZM106 28V29H105ZM150 30H149V29ZM153 28V29H152ZM159 28V29H158ZM161 28V29H160ZM163 28V29H162ZM192 28V29H191ZM200 28V29H199ZM227 28V29H226ZM261 28V29H260ZM65 29H67V30H65ZM73 29V28H72ZM85 29V30H84ZM107 29H110V30H112V31H114L113 33L115 34H113L112 33V31H110V30H107ZM169 29V31L167 32V30ZM200 30V32H199V30ZM206 29L207 30H209L210 32H211V34H209V32L208 31H206ZM238 29V30H237ZM36 30V31H35ZM57 30H59V31H57ZM65 30V31H64ZM111 32L112 33V35L111 34H109L108 32ZM162 30H164V31H162ZM182 30V31H181ZM214 30H216V31H218V32H215ZM249 30V31H248ZM21 31V30H20ZM19 31V32H20ZM79 31H81V32H79ZM82 31H84V32H82ZM117 32V33H119V35H120V32ZM126 31H128V33L126 32ZM147 31V32H146ZM150 31V32H149ZM157 31H158V33H157ZM178 31V32H177ZM196 31V32H197ZM237 31V32H236ZM247 31V32H246ZM36 32H40L39 34L38 33H36ZM133 32V33H132ZM164 32V33H163ZM170 34V36H169V39H167L166 37H167V34ZM171 32V33H170ZM177 32V33H176ZM179 32H180V35H178L179 34ZM205 32H208V33H206V34H209V36L208 37H210V36H213V37H210V38H208L207 36H206V34H204ZM35 33V34H34ZM82 33H84V36L82 35ZM123 33H127V35H128V38H122V37H124V36H127V35H125L124 34V36H123ZM217 33V34H216ZM245 33H246V35H245ZM249 33V34H248ZM15 34H18V32L15 30ZM38 34V35H37ZM107 34V35H106ZM134 34V35H133ZM135 34H137L136 36H135ZM166 34V35H165ZM215 34V35H214ZM2 35V34H1ZM1 35H0V37H1ZM36 35V36H35ZM59 35H61V40L62 41H59L60 40V37H59ZM99 35V36H98ZM140 35V36H139ZM150 35V36H149ZM155 35V36H154ZM158 35V36H157ZM160 35H162V37H163V39H164V37L166 38V39H164L163 41H166L164 44L162 43L163 41L162 40H159L160 38H162ZM165 35V36H164ZM227 35V36H226ZM232 35V36H231ZM242 35H243V37H242ZM19 36V35H18ZM62 36H63V38H62ZM103 36V37H102ZM136 37V39H135V37ZM144 38L145 37V39L143 40L142 39V37ZM178 36H180V37H178ZM203 36H204V40H205V38L207 37L208 39H206L207 40V42H206V40H205V42L206 43H210V42H208V40L209 39H211L212 40V43H210L211 45V47L210 46H207L206 44L204 45L205 47H207L206 49H205V47L204 46H201L202 45V39H203ZM215 36H217L216 38H215ZM224 36L226 37V38H224ZM247 36V37H246ZM249 36V37H248ZM251 36H253V37H251ZM262 36V37H261ZM23 37L25 38V39H23ZM34 37H36V43H35V38ZM38 37H40L39 39H37ZM76 37H77V39H76ZM112 37V38H111ZM114 37H115V39H114ZM117 37L119 38V41L121 40L120 38H122V40L124 41L125 39H128L126 42H127V46L125 47V44H124V46H122V48H126L125 49V52H124V49L122 50L123 52L121 53V47L120 46H117L118 44L117 43H119V41H118V39H117ZM140 37V38H139ZM154 37V38H153ZM176 37V38H175ZM184 37L187 39V42L186 43H184L186 40L184 39ZM222 37L224 38V39H222ZM227 37H228V39H227ZM231 37V38H230ZM19 38V39H18ZM86 38V39H85ZM99 38V39H98ZM151 38V39H150ZM200 38H202L201 40H198V39H200ZM214 38V39H213ZM230 38V39H229ZM233 38V39H232ZM236 38V39H235ZM242 39V42H241V39ZM256 40H255V39ZM22 39H23V41H22ZM105 39V40H104ZM135 41H134V40ZM142 39V40H141ZM244 39H245V41H244ZM247 39V40H246ZM40 40H43V41H40ZM76 40H78L77 42H76ZM97 40V41H96ZM99 40V41H98ZM114 40H115V42H116V40H117V42L116 43H114ZM121 40V41H122ZM137 40V41H136ZM151 40V41H150ZM233 40H235V41H233ZM240 42H239V41ZM251 40V41H250ZM254 40V41H253ZM258 40V41H257ZM259 40H261L260 42H259ZM19 41H17V43L19 42ZM24 41H26V42H24ZM38 41H39V43H38ZM66 41V42H65ZM122 41V42H123ZM156 41V42H155ZM159 41H162L161 43L159 42ZM202 42V43H200L199 45H197V42L199 43V42ZM210 41V40H209ZM223 41V42H222ZM226 41H228V42H226V43H228V44H226L225 42ZM248 41H250V42H248ZM41 42V43H40ZM59 42H63V44L64 45H62V47H61V49H60V44H59ZM65 42V43H64ZM99 42H100V44H99ZM122 42H120V43H122ZM196 42V43H195ZM204 42V43H205ZM244 42H247V43H244ZM257 43V44H259L260 45V49H261V51H262V53H261V51H260V49H259V47L257 48V46H259V45H254L255 43ZM23 43V44H22ZM68 43L71 45V41H68ZM106 43V44H105ZM109 43V44H108ZM158 43H160V44H158ZM38 44V45H37ZM40 44V45H39ZM56 44L59 46H56ZM78 44V45H77ZM112 44V45H111ZM117 44V45H116ZM195 44V45H194ZM222 44H226L225 46L223 45V47H226L227 45L229 46V47H231V49H229V47H226V48H224L223 49V47H222ZM237 44V45H236ZM41 45H43L44 46V49L41 47ZM101 45V46H100ZM105 45V47H103V46ZM109 45V46H108ZM111 45V46H110ZM113 45H115L116 47H119L118 49H119V51H120V57L119 56H116V59H115V57H114V59H115V61L114 62H109L107 59H106V56H105V54H104V52L105 51H109V52H111L109 49H111V48H113ZM132 45V46H133ZM137 45V44H136ZM154 45H152V46H154ZM160 45V46H159ZM220 45H221V47H220ZM241 45V46H240ZM243 45H244V47H243ZM23 46H26V47H23ZM72 46V45H71ZM83 46H85V47H83ZM86 46H87V51L86 50H84L85 48H86ZM133 46V47H134ZM162 46V47H161ZM174 46V47H173ZM196 46H197V49H196ZM234 46V47H233ZM246 46H247V48H246ZM249 46H250V48H249ZM263 46V47H262ZM35 47V48H34ZM83 47V48H82ZM106 47H107V49H106ZM115 47V48H116ZM151 47V48H150ZM161 47V48H160ZM167 47V48H166ZM186 49H189L190 50V48H191V51H190V53H189V50H185V48ZM190 47V48H189ZM193 47V48H192ZM202 48V49H204V51L202 50V49H200V48ZM220 47V48H219ZM235 47H236V49L238 50H236L235 49ZM23 48H25L24 50H23ZM39 48H42L43 50L41 51V49H40V52L42 53L41 55L42 56H40V53H37V52H39ZM63 48H65V49H67V51H64L65 49H63ZM97 48V49H96ZM100 48V49H99ZM128 48H130V46L128 47ZM166 48V49H165ZM199 48V49H198ZM219 48V49H218ZM241 48V49H240ZM243 48V49H242ZM256 48V49H255ZM34 49L36 50V51H34ZM59 49V50H58ZM145 49V50H144ZM153 49V48H152ZM154 49H155V47H154ZM154 49H153V51H154ZM232 49H235V51H237V52H239V53H237V52H234V50L232 51ZM251 49H252V51H251ZM259 49V50H258ZM23 50V51H22ZM68 50H69V55H67V52H68ZM82 51L83 50V53H87V54H82V53H80L79 54V51ZM111 50H113L115 53L117 52V49L116 50H114V48L113 49H111ZM144 50V51H143ZM151 52H150V51ZM155 50V51H156ZM175 50V49H174ZM173 50V51H174ZM182 50V51H183ZM198 50L201 52V50L203 51V52H201V53H203V54H199L198 53ZM205 50H207L208 52H206L205 53ZM227 50V51H226ZM250 50V51H249ZM133 51H135V48H133ZM132 51V52H133ZM168 51L166 52V54L164 55L165 57H167L166 59L168 60V59H170V57H169V55L167 56V53H168ZM172 51V52H173ZM190 54V55H187L188 53ZM193 51V52H192ZM194 51H195V53H194ZM230 51V52H229ZM23 52V53H22ZM45 52V53H44ZM75 52H77L79 55H74V54H77V53H75ZM131 52V53H132ZM140 52H138V53H140ZM144 52V53H143ZM148 52H150V53H148ZM225 52V53H224ZM226 52H228V53H226ZM241 52V53H240ZM248 54H247V53ZM35 53H37V54H35ZM64 54V56L65 57H62L63 56V54ZM74 53V54H73ZM91 53V54H90ZM124 53V54H123ZM130 53V54H131ZM137 53V54H138ZM179 54L180 55V57L182 56V57H184L183 59H185L184 61H187V62H185L184 63V61H177V59L179 58V56H175L174 54ZM194 54V55H192V56H194V59H193V57H192V59H193V61H192V59L190 58L191 57V54ZM206 55H205V54ZM214 53V54H213ZM23 54V55H22ZM61 54H62V56H61ZM66 54V55H65ZM87 55L86 57H87V59H85L86 57L85 56H83V57H79L80 55ZM90 54V55H89ZM133 54H134V52H133ZM145 54V55H144ZM155 54V53H154ZM224 54H226V56L228 57H226V56H224ZM231 54V55H230ZM232 54L233 55H235V56H232ZM238 54V55H237ZM25 55V56H24ZM32 55H34V57H32ZM38 55V56H37ZM139 55H141V54H139ZM161 56V54L159 55L158 54V56H161L160 57V60L164 57V56ZM199 55H202V56H204V57H202V56H200L199 57ZM217 55V56H216ZM220 55H221V57H220ZM229 55V56H228ZM249 55V56H248ZM255 55H258V56H255ZM263 55V56H262ZM36 56V57H35ZM104 56V58H103V60L105 59V62L102 60V58L101 57H103ZM122 56V57H121ZM210 56V57H209ZM219 56V57H218ZM232 56V57H231ZM244 56H245V59H244ZM250 56H253V62L251 63V57ZM24 57V58H23ZM39 57L41 58V62H40V60H38L39 59ZM118 57V58H117ZM143 57H145V59L143 58ZM164 57V58H165ZM176 57H178V58H176ZM187 57V58H186ZM215 57V58H214ZM240 58V59H235V58ZM259 57H262V58H259ZM13 58H15L16 59V61H13ZM35 58V59H34ZM38 58V59H37ZM159 58V57H158ZM163 58V59H164ZM188 58H189V61H188ZM207 58V59H206ZM209 58V59H208ZM211 58V59H210ZM216 59V61H217V59H218V63L216 62H214V59ZM219 58H220V61H219ZM224 59L223 61H222V59ZM246 58H248V59H250V60H248V59H246ZM259 58V59H258ZM14 59V60H15ZM31 59H32V61H31ZM42 59H43V61H42ZM119 59V60H118ZM124 59V60H123ZM162 59V60H163ZM166 59H164L165 60V62L167 61ZM174 59H176V60H174ZM180 60H183V59H181V58H179ZM178 59V60H179ZM190 59H191V61H190ZM231 59H232V61H231ZM243 59V60H242ZM258 59V60H257ZM36 60V61H35ZM60 60H63L62 62L63 63H61V61ZM117 60H118V62H117ZM203 60V61H202ZM210 60H212V61H210ZM236 60H237V62L238 61H240L241 63H240V65L236 62ZM245 60H246V62L248 61L249 62V64H248V62L246 63L245 62ZM19 61V62H18ZM39 62V64H38V62ZM65 61L67 62L66 64H65ZM83 61V62H82ZM86 61V62H85ZM169 61V60H168ZM228 61V62H227ZM233 63V66H235V67H232L231 65V63ZM255 61V62H254ZM20 63V64H18V63ZM89 62H91V63H89ZM103 62V63H102ZM176 62H177V64H176ZM181 62V63H180ZM188 62H190V63H193V64H190V63H188ZM198 62H199V60H198ZM214 62V63H213ZM223 62V63H222ZM244 63V67L246 68V64H248V66L249 65H251V64H253V65H251L252 66V68H251V66H247V68L245 69L243 66H242V64ZM263 62V63H262ZM11 63V64H12ZM42 63V64H41ZM81 63H79V65H81ZM87 63H88V65H89V67H88V65H87ZM183 63V64H182ZM194 63H195V65H194ZM224 63H226V64H224ZM228 63H230V64H228ZM235 63H237V64H235ZM256 63L258 64V65H256ZM259 63H261V64H259ZM41 64V65H40ZM115 64V65H114ZM181 64H182V66H181ZM184 64H188L187 66L186 65H184ZM219 65V66H217V65ZM222 65V67H220L221 65ZM228 64V65H227ZM235 64V65H234ZM18 65V66H17ZM60 65L62 66V68L60 67ZM79 65H77V66H79ZM96 65V66H95ZM108 65V66H107ZM184 65V66H183ZM189 65H191V66H189ZM193 65V66H192ZM197 65V66H196ZM227 65V66H226ZM236 65H238V66H236ZM260 65V66H259ZM264 65V64H263ZM36 66V67H37ZM186 66V67H185ZM240 66V67H239ZM18 67V68H17ZM25 67V68H24ZM59 67H60V70H61V72H59L60 70H59ZM81 67V66H80ZM111 67V68H112ZM185 67V68H184ZM190 67H192V68H190ZM209 67V68H208ZM224 67V68H223ZM242 67V68H241ZM257 67V68H256ZM50 68V69H49ZM211 68V69H210ZM229 68V67H228ZM263 68V69H262ZM261 68V73H262V76L264 77V66ZM19 71H18V70ZM86 69V68H85ZM248 69H250V70H248ZM50 71V73H49V71ZM202 70H204V71H202ZM21 71L19 72V76H20V74H21ZM27 73H26V72ZM212 71V72H211ZM263 71V72H262ZM200 72V71H199ZM209 72H211V73H209ZM24 73H25V75H24ZM252 73H250V75H251ZM15 76V75H14ZM17 76H18V74H17ZM18 76V77H19ZM210 76V77H209ZM25 78H28V76L26 75V77ZM24 78V79H25ZM211 78V79H210ZM17 80H19V81H24V79L22 80V79H18V78H16ZM263 79V78H262ZM209 81V83H208V81ZM215 80V79H214ZM264 80V79H263ZM261 81V82H264V81ZM261 86H263L264 87V83H261L260 84ZM53 87V88H52ZM55 87V88H54ZM48 88H50L49 90H48ZM51 88L53 89V90H51ZM17 89V88H16ZM48 91V92H47ZM50 91V92H49ZM52 91V92H51ZM42 92V91H41ZM57 99V98H56ZM49 105V104H48ZM186 107H184V109L186 110H184V112H186V113H188L190 110H189V108H187V105L186 104H184ZM183 105V106H184ZM49 107H50V105H49ZM189 111H188V110ZM106 119L109 121V122H112V119H110V117H106ZM110 119V120H109ZM9 131H12L11 129H9ZM31 145V144H30ZM32 146V145H31ZM33 147L34 146H32L31 148H26V146L25 145H23L22 143H19L18 141H16V139H15V137L11 134V133H8L7 134V136L6 137H4V138H2L1 140H0V172H2L1 174V176H0V188H1V190H2V192H0V262H2V263H0V264H14V263H16V264H55L54 262H58V264H59V262H61L64 258V260H65V263L66 262H71V260H73V264H82L83 262V264H90L91 262H93V261H96V262H94V263H97V264H109V263H107L110 259H111V257L109 258V256H110V250H108L110 247V243L109 242H112V237H114V236H112V235H115V232H116V230L119 228V227H117L118 226V224H119V226H120V223L123 221L122 220V218H121V216L123 217V218H125V217H127V216H133V214H134V208L136 209V210H138L140 207H141V204H138L139 203V201H138V197H137V192L135 191V188H133L134 189V191H133V189L130 191V193L126 196L127 198H128V200L130 201H128L127 199H126V201L127 202H129L128 204H129V206L128 207H125V204H123V202H121L120 201V205H121V203L123 204V205H119V199H117V198H114V199H112L111 200V202L112 203H110V205H109V207L106 209V210H102V208L100 209V207H98L97 208V204H94V201H92V199L89 201V202H91V203H89V202H87L88 204V206L85 204V202L87 201L86 199H84V198H87V196H88V198H89V196H91L92 197V195H89V194H91V190H93L94 189V187H96L97 185H98V183H99V180L96 178V175L94 176V175H92L90 172H89V170H87V168L88 167H90V165L88 166V164L89 163H87V162H85V161H83V160H79V161H77L76 163L74 162V164L72 165V164H64V167H63V165H60V166H58V168L56 169H54V170H51L50 169V173L48 172V173H45V172H47L46 170H44L43 171V168L45 167L44 165L42 166V164H40L39 163V165L37 164V163H34L33 161H35L36 160V156L38 157L39 156V153L37 152V151H35V150H32L33 149ZM37 152V153H36ZM3 155V156H2ZM12 156H14V158L12 159V161L11 160H9V158L11 159V157ZM4 159H3V158ZM8 157V158H7ZM34 158H35V160H34ZM15 162H17V163H15ZM31 160H32V162H31ZM13 162V163H12ZM30 162H31V165H30ZM12 163V164H11ZM14 163H15V165H14ZM9 164H10V166H9ZM29 164V165H28ZM36 164V165H35ZM13 165H14V168H13ZM70 165H71V167H70ZM86 165V166H85ZM39 166H42V169H41V167H39ZM88 166V167H87ZM48 168H50L49 166H47ZM62 167L64 168V169H62ZM10 168H12V169H10ZM46 168V167H45ZM70 168V169H69ZM91 168V167H90ZM89 169V168H88ZM57 170V171H56ZM53 171V172H52ZM86 171V172H85ZM91 171V170H90ZM40 172H42L43 173V175H42V178H40V177H38V174H40ZM90 173V174H87V173ZM5 173V174H4ZM82 173H84V174H82ZM84 175V176H86V180L84 179V181H83V179L81 180V178L83 177L82 175ZM86 174V175H85ZM51 175H53V176H51ZM92 178L91 180H93V181H91V180H89L90 179V177ZM53 177V178H52ZM77 177V178H76ZM78 177H81L80 179L78 178ZM9 178V179H8ZM69 178V179H68ZM76 179V181H75V179ZM85 178V177H84ZM94 178H95V180H98V181H96L95 182V184H93V182L95 181L94 180ZM40 181H39V180ZM79 179V181H80V186L78 185L79 184V181H78V184L76 183L77 182V180ZM87 179H88V181H87ZM3 180V181H2ZM45 181V183H48L47 185L43 182V181ZM38 181V182H37ZM56 183H55V182ZM71 181H74V182H72L71 183ZM83 181V182H82ZM87 181V182H86ZM90 181V182H89ZM44 184H43V183ZM82 182V183H81ZM84 182H85V184H84ZM36 183H37V186H36ZM39 183H40V185H39ZM41 184H43L42 186H41ZM69 184L71 185V186H69ZM92 184V185H91ZM5 185V186H4ZM46 185V186H45ZM91 186L90 188H89V186ZM94 185V186H93ZM45 186V187H44ZM69 186V187H68ZM82 186V187H81ZM86 186H88V187H86ZM93 186V187H92ZM4 187V188H3ZM51 187H53L52 188V190H50L51 189ZM69 189H68V188ZM71 187V188H70ZM82 188V189H81ZM87 188V189H86ZM43 189V190H42ZM44 189H45V191H44ZM79 189V190H78ZM90 189V190H89ZM0 190V191H1ZM68 190V191H67ZM82 190V191H81ZM83 190H84V193H82L83 192ZM87 190V191H86ZM67 194V196H65L66 194L64 193V192ZM77 191V192H76ZM85 191H86V194H85ZM88 191H90L89 192V194H88ZM133 191V192H132ZM45 194L44 195V197L42 196V194L43 193ZM77 193V195H75V194H73V193ZM79 193V194H78ZM32 194V196H34L35 198L34 199H32V201L34 202V200H35V202L33 203L32 201H30V203H32V205H31V207H33V208H29L30 207V203H28V200L29 199H31V198H26L28 195H31ZM37 194H38V196L40 197V198H38L37 197ZM41 196H40V195ZM83 194L85 195V196H83ZM133 194V195H132ZM64 195V196H63ZM74 195V196H73ZM80 195V197L79 198H77V196H79ZM87 195V196H86ZM132 195V196H131ZM31 196V197H32ZM131 196V197H130ZM23 197H25V198H23ZM30 197V196H29ZM38 198V200H37V198ZM43 197V198H42ZM62 197V198H61ZM63 197H64V199H63ZM66 197V198H65ZM81 197H84L83 199L84 200H86L85 202H84V204H83V206L81 205L82 203H83V201L84 200H81ZM130 197V198H129ZM137 197V198H136ZM33 198V197H32ZM47 198V199H46ZM87 198V199H88ZM252 198V194L251 193H248V195H247V200H250ZM19 199H20V201H19ZM22 199V200H21ZM25 199H27L26 200V203H28L29 204V207H28V204H26L25 203V201H23V200H25ZM44 199V200H43ZM73 199V200H72ZM75 199V200H74ZM117 199V200H116ZM61 200V201H60ZM79 200H81L80 202H76V201H79ZM89 200V199H88ZM16 201H18L19 203H15ZM22 201V202H21ZM50 201V202H49ZM53 201V202H52ZM60 201V202H59ZM73 203H71V202ZM76 203H75V202ZM118 201V202H117ZM133 201V202H132ZM25 204H24V203ZM115 202H116V204H115ZM138 202V203H137ZM77 204V205H75V204ZM92 203H93V205H92ZM133 203V204H132ZM22 204V205H21ZM23 204H24V206H23ZM247 204V206L248 207H250L251 205H252V202H250L249 203V201L246 203ZM246 204H242V206L244 207V206H246ZM249 204V205H248ZM61 205V206H60ZM72 205V206H71ZM74 205H75V207H74ZM90 205L91 206H93V208L92 207H90ZM181 204H175V205H173V206H175L174 208L172 207V208H170L169 209V211H167L168 213L167 214H169V213H171L170 215H167L166 216V218L163 220V216H164V214L162 213H160V212H158L157 213V215L155 214V213H153V212H151L152 210H151V208H149L151 211L149 212V211H147V209L145 208L144 209V212H143V214L140 216L141 217V219H139V218H136V220H135V222H136V230H135V239L134 240H132V242L130 243V248H129V255H128V257H127V259H125V263H123L124 262V260H122V262H119V260H117V259H112L111 261H109L111 264H163L160 260H158L157 259V255L159 254V252L161 251V250H163L165 247H170V246H172V247H174V248H176L175 249V252L174 253H171V254H169L168 256H167V261H164V262H170V261H172V260H174V263H172V264H184V259L182 258V256L179 254L180 252H183V250H185L188 246H189V242L191 241V238H190V236H188V237H186V236H182L183 234H180V235H175L173 232L176 230V229H178V228H180V225L182 224L183 225V222H185V220L188 218L187 216H189V215H187V214H184V210L185 209H181L182 207V205L180 206ZM20 206L22 207H24V208H20ZM59 206V207H58ZM95 206H96V208H95ZM118 206V207H117ZM120 206V207H119ZM178 206H179V209H180V212H179V209H178ZM12 207V208H11ZM58 207V208H57ZM84 208V211H81V210H83V208ZM117 207V208H116ZM123 207V208H122ZM133 209H132V208ZM176 207H177V209H176ZM181 207V208H180ZM212 206H210L209 207V209L211 208ZM19 208V210H20V212L22 211V209H23V211L21 212V213H19V211H17V209ZM37 208H38V210H37ZM49 208V209H48ZM73 208V209H72ZM86 208V209H85ZM88 208V209H87ZM89 208H90V210H89ZM91 208L92 209H94V210H97L98 212H95L94 210L92 211L91 210ZM121 208V209H120ZM138 208V209H137ZM148 208V207H147ZM263 208H264V203H263ZM72 209V210H71ZM113 209L114 210H116V209H119V212H118V210H116V211H114L115 213L117 212V215H120V216H118V221H117V215H116V219H115V215H110V213H111V210H112V213H114L113 212ZM126 209V210H125ZM148 209V210H149ZM30 210V211H29ZM102 210V211H101ZM132 210V211H131ZM173 210V211H172ZM175 210V211H174ZM14 211H17V212H15L16 214H14ZM44 211H46V212H44ZM61 211V212H60ZM86 211H89L88 212V214H86L87 212ZM123 211V212H122ZM125 211H126V213H125ZM146 211V212H145ZM176 211H178L179 213H180V215H178L177 213H176ZM181 211H183V212H181ZM44 212V213H43ZM83 212H86V213H83ZM100 212H102V213H100ZM121 212H122V214H121ZM150 214H148V213ZM263 212H264V209H263ZM91 213H94V215H90ZM111 213V214H112ZM114 213V214H115ZM131 213V214H130ZM148 215H147V214ZM152 213V214H151ZM176 213V214H175ZM186 213V212H185ZM21 214V217H22V219H21V217L20 216H18V215H20ZM24 214H26V215H24ZM72 214H74V215H72ZM101 214V215H100ZM102 214H103V216H102ZM108 214V215H107ZM126 214V215H125ZM154 214L156 215L155 216V218H154ZM175 214V215H174ZM182 214V215H181ZM184 214V215H183ZM16 215V216H15ZM37 215V216H36ZM78 215V216H77ZM81 215V216H80ZM85 215H89V216H87V218H86V216ZM100 215V216H99ZM125 215V216H124ZM153 215V217H151ZM165 215H166V213H165ZM172 215V216H171ZM178 215V216H177ZM26 216V217H25ZM49 216V217H48ZM80 216V217H79ZM82 216H84V217H82ZM109 216V217H108ZM110 216L112 217V219H108V218H110ZM160 216L162 217V219L160 218ZM173 216H175L176 218H178L177 220L179 221L181 218H183L182 220H180L179 222L177 221L176 222V219H175V217H173ZM181 216V217H180ZM90 217V220H91V225H90V222H84V221H89V220H87L88 218ZM91 217H93V218H91ZM100 217H101V219H100ZM108 217V218H107ZM113 217H114V219H113ZM142 217H144V218H142ZM150 217V218H149ZM167 217H170V218H167ZM29 218V219H28ZM38 218V219H37ZM68 218V219H67ZM78 218V219H77ZM102 218H104V219H108V221L107 220H104V219H102ZM148 218V219H147ZM171 218H172V220H171ZM173 218H174V220H173ZM14 219V220H13ZM32 219V220H31ZM84 220L83 222L81 221V220ZM95 219H96V221H95ZM152 219H154V220H152ZM159 219H160V221H159ZM171 220V222H169L170 220ZM37 220V221H36ZM93 220V221H92ZM97 220L99 221V222H101L102 220H103V222H101V223H103V224H101V223H99V222H97ZM112 220V223L116 226V227H114V225H112V223L110 222L109 223V221H111ZM116 220L117 221V224L116 223H114V221ZM141 220V221H140ZM142 220H143V222H142ZM148 220H149V223H148ZM151 220L153 221V222H151ZM159 222H158V221ZM115 221V222H116ZM157 221V222H156ZM163 221H165V222H163V225H164V228H163V226H162V222ZM95 222V223H94ZM105 222H107V223H105ZM147 222V223H146ZM155 222V223H154ZM174 223V225H173V223ZM16 223V224H15ZM63 223V224H62ZM76 223V225H74ZM78 223H80L78 226H77V224ZM83 223V225H81ZM98 223H99V225H98ZM158 223V224H157ZM167 223H169V224H171V226L169 225H167ZM177 223V224H176ZM17 224H18V226H17ZM104 224H107V225H112L113 227H112V230L110 229V228H108V231L106 230V227H107V225H106V227L104 226ZM148 224V225H147ZM152 224V225H151ZM179 225V226H176V225ZM264 224V220H263V223H262V225ZM16 225V226H15ZM39 225V226H38ZM97 225V226H96ZM160 225V226H159ZM166 225H167V227H169L168 229H167V227H166ZM173 225V226H172ZM194 225V224H193ZM66 226H68V229H69V227L71 228V229H66V230H64L65 228H67ZM74 226H77V227H74ZM88 226H90L89 228V230H88ZM102 226H104V228L102 227ZM147 226V227H146ZM156 226H157V228H156ZM26 227V228H25ZM79 227H82L81 228V230H80V228ZM86 227H87V230H85L86 229ZM92 227V228H91ZM97 227V228H96ZM142 227V228H141ZM144 227V228H143ZM174 227V228H173ZM182 227V226H181ZM15 228V229H14ZM18 228V229H17ZM32 228V229H31ZM63 228V229H62ZM79 229V231L81 232V234L82 233H86L87 235H89V236H91L90 238H91V240L93 239V241H90V242H87V245H86V243H84V242H77V240L78 239H76V241H74V236H77V235H80V234H78V229ZM84 228V229H83ZM117 228V229H116ZM161 228H162V231H160L161 230ZM167 230H166V229ZM173 228V231H171L170 229H172ZM193 228H194V226H193ZM76 229V230H75ZM111 231H110V230ZM116 229V230H115ZM153 229H154V231H153ZM261 231H260V230ZM15 230V231H14ZM34 230V231H33ZM61 230V231H60ZM72 230H75L76 232H74L75 234H73V232H72ZM83 230H84V232H83ZM91 230V231H90ZM100 230V231H99ZM102 230V231H101ZM166 231V232H164V231ZM78 231V232H77ZM88 231V232H87ZM93 231L94 232H97V234H94L93 233ZM107 231V232H106ZM159 231V232H158ZM208 231V230H207ZM262 231L264 232V225L261 227V228H258L256 231H255V233H258L257 234V237H258V239L256 238V242H257V244H256V242L254 243L255 245H252L251 243V246H250V244H249V246L252 248H249L250 249V252H248V255L247 256H250V257H248L247 258V260H244L245 261V264H264V233H262ZM60 232H61V234L62 235H60ZM68 234H67V233ZM92 232V233H91ZM103 232V233H102ZM113 234H112V233ZM150 234H149V233ZM151 232H153L152 234H151ZM168 232H172V233H168ZM37 233V234H36ZM64 233V234H63ZM90 233V234H89ZM102 233V234H101ZM111 235H109V234ZM157 233V234H156ZM164 233V234H163ZM209 233V232H208ZM208 233H206V234H208ZM49 234V235H48ZM72 236V238L70 237V235ZM139 234V235H138ZM156 234V235H155ZM171 234V235H170ZM205 234V235H206ZM210 234V233H209ZM66 235V236H65ZM74 235V236H73ZM83 235V234H82ZM105 235L106 236H108V237H105ZM169 235V236H168ZM45 236V237H44ZM50 236V237H49ZM61 236V237H60ZM64 236V237H63ZM95 236V237H94ZM140 236H142V238H143V240L144 239H146L145 241H140V239H141V237ZM156 236V237H155ZM180 236H182V237H180ZM43 237V240H45L46 238V241H48V239H50L51 238V240L50 241H48L47 243H43V241H42V244L44 245V246H46V248L44 247V252H42L43 251V247H40V246H42L41 245V238ZM63 237V238H62ZM66 237H69V238H66ZM99 237V238H98ZM150 237V238H149ZM172 239H171V238ZM179 237V238H178ZM185 237V238H184ZM52 238H53V240H55L56 242H53V240H52ZM70 238H71V240H70ZM77 238V237H76ZM98 240V241H100V243L101 244H103V245H105L106 244V246H105V248L107 249H104V246L102 245L101 246V244L98 242V241H96V239ZM137 238H138V242H137ZM165 238L167 239V240H165ZM175 238V239H174ZM176 238H177V240H176ZM66 239V240H65ZM107 239V240H106ZM184 239V240H183ZM206 239L207 240H205V242L203 243V245H202V247H203V249L205 250L206 248H209V253H210V255H211V259H209V258H205L204 260H203V262L205 263V264H215V258H214V255H213V250H212V242H210L209 241V237L207 236L206 237ZM40 242V243H38V241ZM62 240V242H60V241ZM70 241V243H68L69 241ZM106 240V241H105ZM175 240V241H174ZM36 241V242H35ZM64 241V242H63ZM68 241V242H67ZM95 241V243H93ZM165 241H167L166 242V244L164 243ZM171 241V242H170ZM186 241H188V242H186ZM33 242H35V243H33ZM96 242H98V243H96ZM103 242V243H102ZM142 242V243H141ZM160 242V243H159ZM37 243V244H36ZM48 243L50 244V248H48L49 247V245H48ZM58 243H60V244H58ZM80 243V244H79ZM82 243H84L83 244V247L81 248V244ZM108 243V244H107ZM144 243V244H143ZM63 244V245H62ZM73 244H74V246H73ZM77 244H79V245H81V246H79V247H76L77 246ZM95 244H97L96 245V247L94 246ZM175 244V245H174ZM10 245V246H9ZM34 245V246H33ZM52 245V246H51ZM66 245V247H67V250H66V248L64 247ZM76 245V246H75ZM86 245V247H84ZM90 245L91 246H94L95 248H93V247H90ZM99 245H100V247H99ZM140 245V246H139ZM170 245V246H169ZM186 245V247H184ZM30 246H32V252H31V250H30ZM35 246H38L39 247V251H38V247H36L35 249H34V247ZM71 246V247H70ZM87 246H88V249H90L91 250V252L92 253H90V255H92V256H89V255H87V256H89V262L86 260L88 257H86V256H84V257H82L83 255H81V254H83V248L85 249V248H87ZM109 248H108V247ZM178 246V247H177ZM183 246V247H182ZM13 247V248H12ZM26 247V248H25ZM29 247V248H28ZM52 247V248H51ZM57 247V248H56ZM62 247V248H61ZM76 247V248H75ZM90 247V248H89ZM97 247H99L100 249H104L105 251L104 252H102L101 250L99 251V248H97ZM259 249H258V248ZM6 248V249H5ZM25 248V249H24ZM48 248V250H50V251H48V250H45V249H47ZM55 248V249H54ZM64 248V249H63ZM81 248V249H80ZM163 248V249H162ZM179 248H181V249H179ZM41 249V250H40ZM53 251H52V250ZM59 249H61V250H59ZM96 249H98V250H96ZM147 249V250H146ZM23 250H24V252L25 251H27V252H23ZM34 250V251H33ZM55 250V251H54ZM80 250V251H79ZM90 250H86L87 251V254H89V252H90ZM93 250H95V251H99V253L98 252H93ZM36 251H38V252H36ZM40 251H41V253H42V255H40L41 253H40ZM46 251H48L49 252V254L48 255H46L47 253H46ZM58 251V252H57ZM65 253V255H64V253ZM69 251V252H68ZM86 251H85V254H86ZM251 251H253V252H251ZM255 251V252H254ZM82 252V253H81ZM22 253H24L23 254V257L21 256V254ZM34 253H36L37 255H40L41 257L39 258V257H36L37 255H35ZM40 253V254H39ZM56 253V254H55ZM59 253H61V254H59ZM62 253H63V256L64 257H62L61 255H62ZM81 253V254H80ZM96 253V254H95ZM103 253V254H102ZM106 253V254H105ZM176 253V254H175ZM179 254V255H178ZM46 255V256H45ZM54 255H55V257H54ZM60 257H59V256ZM81 255V256H80ZM97 255H100V258L98 259V257L99 256H96ZM102 255H103V257H102ZM106 255V256H105ZM26 256V257H25ZM30 256V260L32 261V262H30V260H28L29 257ZM49 258H48V257ZM56 256H57V258L59 257V258H61V259H59L58 258V260L59 261H56L57 259H55L56 258ZM78 256V257H77ZM97 258H95V257ZM42 257H43V259H42ZM47 259H46V258ZM54 257V260L52 261L51 259ZM70 257V258H69ZM77 257V258H76ZM85 258V260H82V258ZM102 257V258H101ZM173 257H177V258H174L173 259ZM26 258V259H25ZM34 258V259H33ZM51 258V259H50ZM74 258V259H73ZM76 258V259H75ZM18 259L20 260V259H22L21 260V262L22 263H17V262H20V261H18ZM27 260V261H25V260ZM39 259H40V263L38 262L39 261ZM67 259V260H66ZM103 259V260H102ZM77 260V261H76ZM101 262H100V261ZM148 260V261H147ZM16 261V262H15ZM35 261V262H34ZM76 261V262H75ZM80 261H82V262H80ZM91 261V262H90ZM117 261V262H116ZM244 261H243V264H244ZM26 262V263H25ZM75 262V263H74ZM104 262V263H103ZM247 262V263H246ZM252 262V263H251ZM64 263V264H65ZM57 264V263H56ZM60 264H63L62 262L60 263ZM67 264H72V262L71 263H67ZM93 264V263H92ZM240 264H242V262L240 263Z\"/></svg>","mask_w":264,"mask_h":264}]
</instances>
